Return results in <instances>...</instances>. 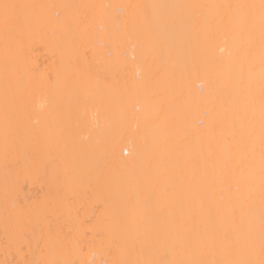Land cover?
<instances>
[{
	"label": "bare ground",
	"instance_id": "bare-ground-1",
	"mask_svg": "<svg viewBox=\"0 0 264 264\" xmlns=\"http://www.w3.org/2000/svg\"><path fill=\"white\" fill-rule=\"evenodd\" d=\"M0 264H264V0H0Z\"/></svg>",
	"mask_w": 264,
	"mask_h": 264
},
{
	"label": "snow or ice",
	"instance_id": "snow-or-ice-1",
	"mask_svg": "<svg viewBox=\"0 0 264 264\" xmlns=\"http://www.w3.org/2000/svg\"><path fill=\"white\" fill-rule=\"evenodd\" d=\"M9 6L8 5H5V8L7 9Z\"/></svg>",
	"mask_w": 264,
	"mask_h": 264
}]
</instances>
